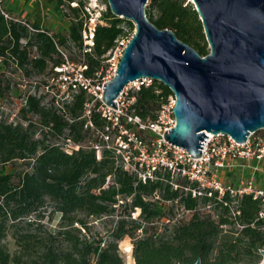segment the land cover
<instances>
[{"label":"trees","instance_id":"obj_1","mask_svg":"<svg viewBox=\"0 0 264 264\" xmlns=\"http://www.w3.org/2000/svg\"><path fill=\"white\" fill-rule=\"evenodd\" d=\"M44 1L54 16L67 19L66 32H51L39 19H25L30 30L0 15V66L11 63L24 75L54 74L52 67L62 61L57 48L65 52L71 44L79 52L77 61L86 64L85 73L91 74L117 38L132 35L133 24L112 15L103 0L102 23H95L92 45L83 51L81 30L88 18L83 8L87 0ZM144 14L154 26L171 30L199 55L207 54L201 22L189 1L147 0ZM3 90L0 87V96ZM168 94L170 90L156 80L141 83L128 92L133 97L130 107L142 119H152ZM90 101L83 91L67 103L54 95L45 98L44 94L26 93L19 110L24 122L0 117V264H124L117 249L124 237L130 239L131 245L126 246L132 264H192L197 258L200 264L259 263L264 215L258 213L264 212V204L258 197L242 194L233 198L224 192L218 198L216 191L193 197L161 182L137 181L115 166L103 147L97 159L93 144L81 143L107 121L100 115L98 99L84 114L85 103ZM50 136L78 148L67 152L64 144L50 141ZM16 163L19 170L5 169L6 164ZM154 191L158 198L151 200ZM175 199L193 210L191 216L158 232L154 222L166 215L164 201ZM205 205L208 210L202 209ZM135 208L138 214L131 217ZM54 215L57 220L50 229ZM101 216L114 218L108 239L89 237L88 219Z\"/></svg>","mask_w":264,"mask_h":264},{"label":"water","instance_id":"obj_2","mask_svg":"<svg viewBox=\"0 0 264 264\" xmlns=\"http://www.w3.org/2000/svg\"><path fill=\"white\" fill-rule=\"evenodd\" d=\"M147 0H105L110 13L133 32L99 101L115 108L129 82L149 78L174 95V125L162 136L199 155L204 131L244 142L264 129V0H188L201 22L208 52L199 55L169 29L145 16ZM264 264V249H261ZM133 263V262H132ZM192 264H200L198 258Z\"/></svg>","mask_w":264,"mask_h":264},{"label":"built area","instance_id":"obj_3","mask_svg":"<svg viewBox=\"0 0 264 264\" xmlns=\"http://www.w3.org/2000/svg\"><path fill=\"white\" fill-rule=\"evenodd\" d=\"M88 14L87 21L83 23L81 30L82 50L88 51L92 45V32L95 23H102L100 13L92 14L90 6H83ZM105 9V8H104ZM0 15L5 21L24 24L32 30L25 18L21 15L10 13L0 0ZM128 37H120L114 45L104 54L105 59L91 74H86V64L82 59L73 63L67 54L59 49L62 61L54 65L49 80L42 86L47 93L54 95L60 101L69 102L78 91H83L91 97V101L85 103L84 114L89 113L88 104L98 99L102 90V83L110 78L122 50L129 40ZM150 83L149 78H141L133 83ZM139 84L135 85V88ZM125 86L115 98V108L102 105L100 115L107 121L101 128L93 129V135L97 142L93 144L95 157H100L99 147L107 149L114 161V165L130 173L137 181L161 182L172 190L189 192L191 196H200L203 193L209 195L210 191H216L219 198L224 192L235 198L242 194H250L258 197L264 204V189L254 184L252 177L239 179L236 185L223 182L219 178L220 172H233L234 170L247 169L251 174L261 171L260 162L264 161V134L257 131L249 132L244 142H236L228 135L222 133H210L204 131V139L200 153L196 157H190L189 153L177 145L164 140L163 130H169L174 125L172 108L175 103L174 95L170 92L165 100L154 110L152 119H142L130 107L133 97L124 100L121 95L125 93ZM92 128V124L87 121ZM264 130V129H261ZM78 145L73 144L72 149ZM67 151V150H66ZM69 152V151H67ZM158 191H154L149 199H157ZM172 206V216L159 218L162 224H175L182 218L192 214V209L183 207L177 200L164 201ZM202 209L208 210L209 205ZM138 213V209L135 208ZM263 216L264 212L258 213ZM135 217V216H134Z\"/></svg>","mask_w":264,"mask_h":264},{"label":"rangeland","instance_id":"obj_4","mask_svg":"<svg viewBox=\"0 0 264 264\" xmlns=\"http://www.w3.org/2000/svg\"><path fill=\"white\" fill-rule=\"evenodd\" d=\"M2 2L4 4V7L12 14L20 15L23 13L24 18L28 21L39 19L40 23L47 26L51 32L59 31L61 34H64L66 32L67 19H58V17L54 16L51 8L45 3L44 0H2ZM70 4L75 5L74 2ZM85 5L90 6V11L92 14H96L97 11L101 12L105 8L103 0H87ZM65 49V53L67 54L68 58L73 63L77 62V60L79 59V52L77 48L74 45L69 44L68 48ZM50 76L51 74L48 72L44 73L43 75L35 72H31L29 75H24L11 63H9L8 65L0 66V87L4 89L2 96H0V117L8 122H24L19 111L23 102L24 95L26 93L44 94L45 98H49L51 93L45 92L41 84L42 80H49ZM133 82H129L125 85V93H122L121 95L124 100L129 99V90L135 89V85L139 84V81H137V83ZM89 107H92V103H89L88 107L86 108ZM98 109L101 110L102 107H98ZM32 120H35L34 116L32 117ZM257 133L264 134V130H257ZM49 140L58 144H64L61 137L50 136ZM95 142H97L95 136L89 133L85 136L81 144L89 145L94 144ZM72 146L73 144L70 142H66V144L63 145L64 149L67 151H70L72 149ZM98 150L100 153L101 148L99 147ZM259 165L261 167V171L255 172L253 174H251L247 169H244L242 171L234 170L230 176L222 171L219 174V178L223 182H229L232 185H236L239 179H245L251 176L256 186L264 188V161L260 162ZM14 167L16 170H19V163H16V165L6 164L5 169L10 170ZM163 207L166 211L167 217H171V204L168 202H164ZM119 211L122 212L123 209H120ZM130 214L131 217H134L137 216L138 213L137 210L134 209ZM56 220L57 215H54L49 226L50 229H52ZM88 220L89 226L86 230V233L89 237L96 238L102 236V238L108 239L107 231L112 227L114 218L101 216L98 219L89 218ZM185 221H187V218L184 217L178 222H175V224L183 223ZM154 226L159 232L169 228L170 224H167V226H163V224L158 219L154 222ZM126 245H131L130 239L128 237H124L117 242V249L123 263L132 264L133 260L131 258V252L128 251L129 247ZM7 246L10 250L12 249V244L10 242L7 243Z\"/></svg>","mask_w":264,"mask_h":264},{"label":"crops","instance_id":"obj_5","mask_svg":"<svg viewBox=\"0 0 264 264\" xmlns=\"http://www.w3.org/2000/svg\"><path fill=\"white\" fill-rule=\"evenodd\" d=\"M4 5V4H3ZM17 15V14H16ZM21 16H23L24 17V14L22 13V14H20Z\"/></svg>","mask_w":264,"mask_h":264}]
</instances>
